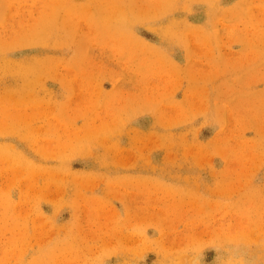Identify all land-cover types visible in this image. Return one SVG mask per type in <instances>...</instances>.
<instances>
[{"label":"rangeland","instance_id":"obj_1","mask_svg":"<svg viewBox=\"0 0 264 264\" xmlns=\"http://www.w3.org/2000/svg\"><path fill=\"white\" fill-rule=\"evenodd\" d=\"M0 264H264V0H0Z\"/></svg>","mask_w":264,"mask_h":264},{"label":"bare ground","instance_id":"obj_2","mask_svg":"<svg viewBox=\"0 0 264 264\" xmlns=\"http://www.w3.org/2000/svg\"><path fill=\"white\" fill-rule=\"evenodd\" d=\"M171 28V27H170Z\"/></svg>","mask_w":264,"mask_h":264}]
</instances>
